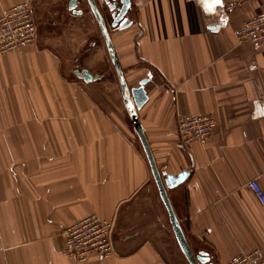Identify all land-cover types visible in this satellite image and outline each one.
<instances>
[{"label": "crops", "instance_id": "1", "mask_svg": "<svg viewBox=\"0 0 264 264\" xmlns=\"http://www.w3.org/2000/svg\"><path fill=\"white\" fill-rule=\"evenodd\" d=\"M23 1L0 0V14ZM29 1L36 42L0 52V264H189L87 0L81 14L70 0ZM225 2L131 0L124 29L99 2L127 83L148 79L137 115L159 170L190 172L167 193L192 252L213 264L264 250V206L248 186L264 188V46L234 33L264 0ZM182 114L217 124L187 149ZM89 214L116 220L115 255L77 262L61 253L63 230Z\"/></svg>", "mask_w": 264, "mask_h": 264}, {"label": "built area", "instance_id": "2", "mask_svg": "<svg viewBox=\"0 0 264 264\" xmlns=\"http://www.w3.org/2000/svg\"><path fill=\"white\" fill-rule=\"evenodd\" d=\"M254 0H226L224 10L240 9ZM37 24L29 0L6 7L0 14V52L22 50L36 42ZM240 44L251 42L255 47L264 46V12H258L235 30ZM217 120L212 114H182L178 117V135L185 148L197 141H205L214 131ZM248 186L264 206V188L258 179ZM116 220H105L97 214L66 226L63 230V256L77 262H85L91 256L109 259L115 255L114 232ZM225 264H264V250L255 247L232 256Z\"/></svg>", "mask_w": 264, "mask_h": 264}, {"label": "water", "instance_id": "3", "mask_svg": "<svg viewBox=\"0 0 264 264\" xmlns=\"http://www.w3.org/2000/svg\"><path fill=\"white\" fill-rule=\"evenodd\" d=\"M79 1L80 0H70L69 8L75 13L81 14L82 10L79 9ZM98 1L101 2L102 5L107 6L110 10L112 16V26L115 28L119 27L120 29H124L130 26L132 23L128 16V12L131 7V0H87V3L99 23L101 34L105 41L108 54L119 80L122 97L126 104L127 110L133 120L135 131L147 156L154 180L157 184L161 199L168 211L170 222L172 224V228L174 230L178 243L187 260L189 261V264H213V262L211 261V256L208 252L200 251L198 254H194L192 252L182 230V227L179 224V221L172 208L167 193L166 187L174 188L183 183L189 177L190 172L184 170L179 174H168L164 172L162 173L159 170L152 153L151 146L137 115V109L141 108L148 101V95L145 89V84L148 82V79H143L137 87H130L127 83L117 52L112 42L109 28L107 26L103 13L100 10ZM76 74L85 82H91L102 77L99 74L90 73L87 69H77Z\"/></svg>", "mask_w": 264, "mask_h": 264}, {"label": "rangeland", "instance_id": "4", "mask_svg": "<svg viewBox=\"0 0 264 264\" xmlns=\"http://www.w3.org/2000/svg\"><path fill=\"white\" fill-rule=\"evenodd\" d=\"M112 66H113V64H112ZM114 68V67H113ZM130 87H133V86H130Z\"/></svg>", "mask_w": 264, "mask_h": 264}, {"label": "snow or ice", "instance_id": "5", "mask_svg": "<svg viewBox=\"0 0 264 264\" xmlns=\"http://www.w3.org/2000/svg\"><path fill=\"white\" fill-rule=\"evenodd\" d=\"M216 2H219V0H216Z\"/></svg>", "mask_w": 264, "mask_h": 264}]
</instances>
